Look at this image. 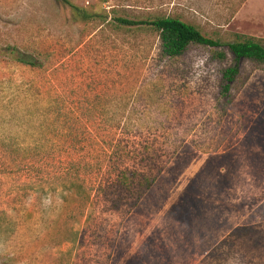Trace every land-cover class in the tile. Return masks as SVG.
Returning <instances> with one entry per match:
<instances>
[{"label":"rangeland","instance_id":"rangeland-1","mask_svg":"<svg viewBox=\"0 0 264 264\" xmlns=\"http://www.w3.org/2000/svg\"><path fill=\"white\" fill-rule=\"evenodd\" d=\"M72 1L264 41V0ZM157 45L58 0H0V264H264V68L243 63L225 108L216 48L162 60ZM67 155L90 190L77 222L47 190Z\"/></svg>","mask_w":264,"mask_h":264},{"label":"trees","instance_id":"trees-1","mask_svg":"<svg viewBox=\"0 0 264 264\" xmlns=\"http://www.w3.org/2000/svg\"><path fill=\"white\" fill-rule=\"evenodd\" d=\"M58 1L69 10L71 19L74 22L107 24L112 32L121 34L155 32L158 36V56L162 60L177 59L184 55L191 45L216 48L214 58L223 64L217 84L218 96L224 100L222 104L225 108L232 102V89L241 76L243 63L249 62L264 68V41L254 36L235 34L232 41L222 42L219 39L207 36L198 26L176 14L148 15L143 18L130 17L121 15L117 9H112L111 11L106 9L89 11L75 4L72 0ZM101 1L108 2V0ZM14 52L15 60L18 63L31 68L39 69L42 67L34 57L17 51ZM62 160L66 162H62L63 168L58 173H55V181L52 185L49 184L47 190L51 195H55L59 191L67 192L66 209L71 215L75 214L73 222H77L78 219L76 218L84 214V208L90 198V190L85 188L86 177L81 171V161L77 162L75 157L70 155L63 157ZM26 164L27 166L37 165L35 161H28ZM69 166L76 169L75 178H71L69 175ZM136 176L137 173L131 169H126L120 173V179L124 183H127L130 179L134 180ZM135 182H137L136 191L144 193L153 185L155 179L154 177L142 176L138 177ZM39 189L44 190L45 188L39 187ZM66 223L64 221L63 224L65 225L59 224L58 230L65 226L68 228Z\"/></svg>","mask_w":264,"mask_h":264}]
</instances>
